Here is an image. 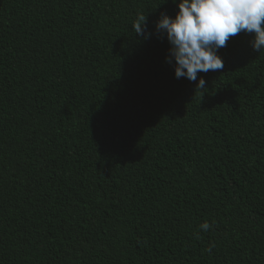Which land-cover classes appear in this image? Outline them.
Segmentation results:
<instances>
[{"label":"trees","instance_id":"1","mask_svg":"<svg viewBox=\"0 0 264 264\" xmlns=\"http://www.w3.org/2000/svg\"><path fill=\"white\" fill-rule=\"evenodd\" d=\"M177 10L0 0V264H264V49L231 37L196 89Z\"/></svg>","mask_w":264,"mask_h":264},{"label":"clouds","instance_id":"2","mask_svg":"<svg viewBox=\"0 0 264 264\" xmlns=\"http://www.w3.org/2000/svg\"><path fill=\"white\" fill-rule=\"evenodd\" d=\"M174 16L161 13L155 22L157 33H163L170 44L166 61L174 66L177 79L196 82V89H206L205 79L198 73L224 68L219 49L241 32L253 34L254 50L264 49V0H176ZM134 32L144 38L148 30L147 17L138 14L132 25ZM195 89V90H196ZM207 231V222L200 226Z\"/></svg>","mask_w":264,"mask_h":264}]
</instances>
